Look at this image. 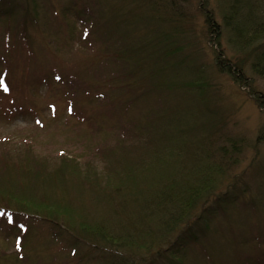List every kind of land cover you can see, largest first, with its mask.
Masks as SVG:
<instances>
[{"label":"rangeland","instance_id":"1","mask_svg":"<svg viewBox=\"0 0 264 264\" xmlns=\"http://www.w3.org/2000/svg\"><path fill=\"white\" fill-rule=\"evenodd\" d=\"M36 3L34 9L29 0L23 16L26 42L19 38L8 46L0 24V189L16 198L19 186L39 172L50 177L44 180L49 197L21 198L66 205L77 222L110 219L102 199L106 184L116 183L122 171L158 173L148 155L163 143L156 145V139L173 138L165 126L178 119L192 143L213 147L212 158L218 145L229 147L225 139L236 140L237 152L229 156L237 161H230L218 187L223 195L207 203L210 212L194 227L197 239L150 264H264V61L258 62L264 53V0L254 7L263 13L253 32L262 37L254 38L232 30L225 0ZM205 13L218 34L208 29ZM98 16L99 27L85 33ZM120 38L136 47L134 57H125L127 69L141 80L134 89L105 81L123 72L125 59L114 65L99 50L110 51ZM222 59L241 80L222 70ZM73 172L96 185L72 184ZM56 228L20 213L0 214V264H91L88 246L76 247V254H85L82 260L70 257L67 232L56 236ZM136 253L143 257L136 264H147L148 252Z\"/></svg>","mask_w":264,"mask_h":264},{"label":"trees","instance_id":"2","mask_svg":"<svg viewBox=\"0 0 264 264\" xmlns=\"http://www.w3.org/2000/svg\"><path fill=\"white\" fill-rule=\"evenodd\" d=\"M36 1L32 0V8L34 9L37 6ZM225 1L229 13H233L229 16L225 13V19H229L230 16L234 18L233 27L232 23L225 20L227 26L230 25L232 30L238 33L250 32L251 38L262 37V33H253L255 24L260 23L258 20L262 18L264 13L262 11H259L260 14L256 13L254 7L257 6V0ZM0 3V24H4L2 33L5 43L11 46L13 41L18 43L20 39H24L26 42L29 35L27 33L28 22L27 18L23 16L30 11L28 10L30 9L28 7L29 0L23 1V4L21 2L12 3L10 0H0ZM19 5L20 8L18 9ZM81 13L84 16L85 13L83 11ZM29 15L30 13L27 16ZM100 18L101 16L96 18L98 22L93 20L91 26L86 28L84 32L87 34L90 31L94 32L99 27ZM30 20L33 21L32 13ZM205 22L211 32L218 34L219 30L216 24L212 22L210 13H205ZM110 34V31L106 30L104 36L108 37ZM98 38L103 40L100 36ZM119 41L120 43L111 48L110 51L99 50V54L107 56L106 60L114 65L117 60L125 59V62L121 63L123 72L105 77V81L115 87L124 86L134 89L133 87L141 80L135 76V72L131 68L127 69L126 58L127 56L134 57L136 47L123 45L125 43L123 38H120ZM104 46L108 47L109 45L106 43ZM263 56L264 53L259 56L258 62L262 59L264 61ZM157 58L158 56L155 55L154 59ZM222 60L224 61V59ZM254 64L252 65L256 69ZM232 68L233 66L229 62H223L222 70L233 74ZM233 75H238L241 80V74ZM126 79L130 80L126 81ZM118 80L119 83H117ZM178 125H180L178 119H174L173 123H167L165 128L171 129L170 135H173V138L162 139L167 141L156 139V145L163 143L157 153L148 155L150 160L153 159L152 165L158 167V173L140 175L122 171L123 176H119L116 183L106 184L102 190L105 192V197L102 199L109 206L110 219H103L95 223L77 222L72 220L70 215L72 212L68 210L66 205L57 203L52 205L47 201L46 203L34 204L27 201L30 199L21 198L20 194L22 193L34 197L42 196L44 199L49 197L46 191L47 186H44V180L50 177L47 175L42 177L43 175L39 172L34 176L31 174V170L28 173L31 174V177L23 184L21 183L22 187L19 186L16 198L9 194L8 189H0V211L8 214L20 213L27 217L49 221L57 227V231L54 233L56 236H61V231L67 232V238L70 239L68 247H72L70 257L73 256L72 258L76 260H82L85 257V254L75 253L77 245L82 242L88 246L87 255L91 256V258L89 257L91 264H136L137 261L142 262L143 260V257L136 255V252L140 250L147 251L150 255L149 260L144 261L145 263L157 262L158 259L167 256L165 253L172 254L173 251L170 250L174 246L181 245L183 242L185 245L189 240L197 239L194 227L200 224V221L204 220L210 212L207 203L213 200L218 201L223 195L220 190L218 191V187L226 174L230 161H237V158L232 157V154L229 156L231 151L237 152L236 140L233 138L225 139L230 142L229 147L226 145L215 147L218 156L212 158L215 156L214 152L211 151L213 147L192 143L191 138L183 134ZM145 146L149 145L145 143ZM154 151H157L156 148ZM62 165H66V163H62ZM39 166L37 171L42 165L39 164ZM168 168H171L170 171H166ZM79 175L75 172L71 174L72 184L77 185V182L81 184L85 182L88 185L90 183V178ZM20 181L22 182V180ZM93 184L90 183L92 186ZM127 184H130L133 189H130ZM58 185L61 186L62 184L59 183ZM107 188H112V190L107 191ZM135 258L137 261L134 260ZM171 263L177 264L174 261Z\"/></svg>","mask_w":264,"mask_h":264}]
</instances>
